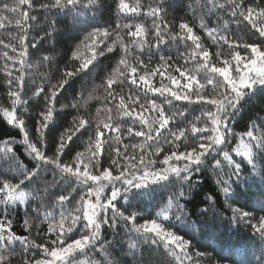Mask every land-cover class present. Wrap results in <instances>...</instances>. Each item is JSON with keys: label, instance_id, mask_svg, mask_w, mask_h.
Listing matches in <instances>:
<instances>
[{"label": "snow or ice", "instance_id": "6c2138e0", "mask_svg": "<svg viewBox=\"0 0 264 264\" xmlns=\"http://www.w3.org/2000/svg\"><path fill=\"white\" fill-rule=\"evenodd\" d=\"M96 2L45 0L38 8L46 12L72 13L77 17L85 10H91ZM115 3L116 28L94 27L76 45L70 61L81 60L79 53L82 46L89 49L92 56L82 60L75 68L66 67L61 79L52 84L49 90L45 91L41 85L33 93L39 96L43 92L46 103L36 122V141L29 138L24 119L17 115V107L26 103L21 93L26 86L28 69L32 67L29 49L37 46L35 39L29 40L30 22L36 20V16L30 13L36 11L37 5L32 0H14L11 4L0 5V29L16 28L15 34L8 33L11 37L9 40L0 38V71L6 77L4 84L9 101L8 105H0V114L8 124L20 127L23 140L19 143L25 146V152L34 161L33 167L28 168L17 158L10 140L0 144V152L3 153L0 160L7 163L9 173L15 172V178L10 179L0 169V204L4 206L0 211L4 217L0 219V264H11L10 253L18 242L24 246L22 264H118L110 258L109 251L115 246V241L105 240L102 229L107 226L115 230L121 222H124L128 237V251L133 256L141 251L142 246H147L153 252L162 249V254L171 258L166 264H205V260L200 258L206 257L207 253L196 248L192 239L185 238L171 223L179 221L184 226L187 222L188 212L181 201L199 183L194 176L211 164L226 203L234 192L232 185L239 186L245 163L251 166L253 178L260 175L264 183V166L257 172L258 157L264 165V115L251 120L244 132L235 133L230 127L231 119L242 107V101L256 93H264V40H232L226 31L227 23L220 28L209 27L202 22L201 29L217 46L213 59L188 21L181 19L177 25H173L166 15H162L165 11L164 0L147 5L140 0H115ZM205 7L209 12L213 9L227 11L237 24L246 22L245 27L254 30V35L258 33L259 37H264V0L249 3L245 0H207ZM141 15L152 19L150 29L136 22L133 30L132 22H119L121 18L135 21ZM121 28L128 30L127 35L131 38L128 42L117 31ZM113 33L115 39L104 44L105 39ZM169 37L185 43L191 41L192 46L181 54L184 63H175L173 57L161 55L160 63L153 67L151 56L162 51L161 45L167 43ZM220 41L228 46L227 55L222 54ZM117 42L121 51L100 85L104 89L105 104L97 108L94 126L88 117H73L71 125L49 143L45 130L50 131L52 104L59 92L70 78L87 71L97 57L113 52ZM102 44L104 47H101ZM132 47L138 52L130 62ZM145 48L149 51L147 62L140 55ZM240 48L244 49L243 54ZM152 49H156V52L153 53ZM43 60L48 61L50 57L44 56ZM190 61L195 62L194 68L188 66ZM201 73L203 78L198 79ZM157 76L158 82L153 83V78ZM125 84L129 85L126 95L120 87ZM114 85L117 87L114 88ZM208 85L212 86L210 92L206 90ZM156 96L162 99L152 98ZM176 101L184 105H199L200 116L189 127L175 125L177 113L169 115L165 109V105L176 107ZM178 114L185 116L184 111ZM125 118L131 123L125 125L122 122ZM189 131L193 137L191 146H188L186 135ZM86 134L88 141L85 150L71 155L69 145L75 142L74 138L79 139ZM135 138L142 139L124 143L126 139ZM234 138L238 143L229 150ZM181 142L185 145L182 150ZM114 144L117 145L115 148ZM165 145L169 147L166 149ZM105 154L111 160L109 167L100 165V157ZM234 156L241 160H236ZM225 164L231 169L227 178L223 174ZM47 173H51V181L44 179ZM173 176L179 187L155 217H146L143 222H138L137 218L142 213L129 211L128 207L122 210L117 206L120 198L127 202L134 190L161 182L171 183L170 177ZM42 180L46 195L50 188H63L67 184L74 185L73 191L79 186L81 194L75 208L66 210V202L72 198L71 192L67 195L53 193L54 206L59 208V219L53 213H45L42 222H47L48 228L44 235L50 238L37 243L35 239L30 240L28 236L13 231L9 209L23 205L27 212L30 207L28 201L37 197L25 189ZM109 186L110 195L102 200L101 193ZM93 196L95 200L91 199ZM227 207L232 213L231 220L249 228L264 244V215L256 217L250 211L231 204ZM261 210H264V202ZM201 211L206 215L209 209ZM24 227L26 231L32 227L27 218ZM234 247H239L238 242ZM32 248L37 252L28 256ZM90 252L99 253L103 260L81 259L88 257ZM211 260L209 257L207 264H211ZM217 264L220 262L217 261Z\"/></svg>", "mask_w": 264, "mask_h": 264}, {"label": "trees", "instance_id": "16d2710c", "mask_svg": "<svg viewBox=\"0 0 264 264\" xmlns=\"http://www.w3.org/2000/svg\"><path fill=\"white\" fill-rule=\"evenodd\" d=\"M14 0H0V5L3 3H13ZM37 5L35 12L30 14L36 16V20L30 22L32 27L29 29V40L35 39L37 46L30 48L29 61L32 65L28 69L26 79V86L22 91V98L26 103L17 107V115L22 116L25 121V126L28 131L29 138L33 141L37 140V134L35 131L37 119L40 118L39 114L45 110L46 103L44 100V93H40L39 96L34 95L38 87L41 85L45 91L49 90L52 84H56L61 79V75L66 67L75 68L82 60L88 59L92 56V52L89 49L81 47L79 53L81 60L70 61L72 51L75 50L76 45L83 40V37L94 27H109L116 28L117 13L115 0H97V2L91 6V10H85L82 14L74 17L72 13L65 12H46L38 8V5L45 2V0H32ZM133 2V0H128ZM142 4L155 3L157 0H140ZM217 2H223V0H217ZM246 3L253 2V0H245ZM207 0H164L165 11L162 15H166V19L170 24L177 25L181 19L189 22V25L193 27V32L200 36V42L209 50L212 54L211 58L214 59V53L217 51L216 44L212 39L201 29L200 25L203 22L209 27H220L227 23V33L232 40L239 41H259L264 40V37H259V34H253L254 30L246 28L244 23L237 24L235 18H233L227 11L223 9H213L211 12L205 7ZM26 7V6H25ZM12 15V14H9ZM53 22H55L53 24ZM121 24L132 22L133 30L136 22L143 23L147 28L152 27V19L148 16L141 15L136 17L135 21H130L128 18H121L119 21ZM120 36L125 42H128L131 38L127 35V29L117 30ZM9 32L15 34L16 28L9 27L8 29H0V38L9 40L11 37ZM50 33V35H49ZM234 34V35H233ZM151 38V37H149ZM115 39V33L112 36L105 39L104 44L111 43ZM104 44L101 47H104ZM221 52L223 55L228 54V46L220 41ZM191 41H185L180 39L168 38L167 43L161 45L162 51L159 54L151 56V65L154 67L160 63V56H171L175 63H184V58L181 54L185 53L190 48ZM120 44L116 43L113 52L105 53L104 56H99L93 60L89 65L87 71L81 72L79 75L73 76L69 79L68 84L64 85V88L59 92L55 102L52 104L53 116L49 121V129L45 130V136L49 143L52 140L58 138L59 134L72 123L73 117L85 116L94 121L97 116V108L102 107L105 104L104 89L100 87L104 77L111 71V67L116 63L120 54ZM131 56L129 57L132 62L138 52V49L132 47L130 49ZM243 54L244 49L240 48ZM155 53L156 49H152ZM145 62L149 60V51L145 48L144 52L140 54ZM44 56L50 57V60H43ZM189 67H195V62L190 61ZM178 75V74H177ZM203 78V73L197 77ZM6 77L2 71H0V105H8L7 89L5 88ZM159 77L153 78V83H157ZM114 88L117 85L113 86ZM123 88L125 95L128 92L129 85L125 84L120 86ZM211 85L207 86V91H211ZM153 99L160 100L162 98L156 96ZM77 107H73V105ZM176 107L170 108L165 105V109L168 110V114L173 112L177 113L175 117V125L180 127H189L191 122L196 117L200 116V107L196 104L184 105L183 102L176 101ZM184 111L185 116L180 117L179 112ZM112 115L115 117V111ZM264 115V93H256L253 96L246 97L245 101H242V107L239 112L236 113L234 118L230 121V127L235 133H241L247 130V126L251 120L256 117ZM125 125L131 123L126 118L122 121ZM174 125V126H175ZM114 135V134H113ZM188 137V146L193 143V137L191 133L186 134ZM142 138H135L133 140L126 139L124 143L135 142ZM10 140L13 143L14 150L17 153V158L28 168H32L34 161L25 152V146L19 141L23 140V133L20 131L19 126H13L7 123L0 114V144L3 141ZM74 143L69 145L71 149V155H75L78 151H84L88 141V135H84L79 139L74 138ZM238 143L236 138L233 139L232 144L229 146V150ZM117 145H113L115 148ZM107 147V145L105 146ZM166 149L168 145L164 146ZM185 145L181 142V150ZM67 151V149H66ZM51 153H49L50 155ZM3 153L0 152V156ZM163 153H161V156ZM236 160H241L240 157H235ZM111 160L107 154L100 157L101 167H109ZM264 166L260 158H257V172ZM245 171L239 181V186L232 185L234 190L231 199L227 200L224 193L217 186V175L212 171V165L209 164L207 168L201 173L194 176V180H198L199 183L194 187L192 192L181 203L186 205L188 212V219L184 226L180 225L179 221H171L175 228L179 230L180 234L185 235V238H191L193 244L200 251L207 253V256L200 258L205 260L212 258L211 264H264V244L261 243L259 238L253 235L249 228L243 224H237L231 220L232 213L227 207L231 204L233 207H241L245 211H250L254 216L259 217L264 215V210H261L262 202H264V183L261 182L260 175H256L253 178L251 166L245 163ZM0 169L4 173L9 175L10 179L15 178V172L9 173L8 165L4 160H0ZM217 169V173H219ZM231 169L224 166V176L227 178V173ZM44 179L51 181V173H47ZM235 180V176L232 177ZM169 182H161L159 184H152L148 188L141 190H134L130 194L127 202L123 198H120L116 203L122 210L125 207L130 208L129 211H137L143 215L138 217V222H143L146 217H155L156 213L161 208L167 205L169 198L173 192L179 187L175 181V177H170ZM67 184L63 188H50L48 194L44 193L43 180L37 184H32L26 188L25 191L31 193L37 197L29 201L30 207L27 212L22 207H17L12 211H9V218L12 220V229L18 235L28 236L29 239H35L37 243H43L50 237H46L44 233L47 231V222L45 220V213L50 212L55 214V218L59 219V208L54 206V195L68 194L71 192V197L66 202V210L74 209L81 194L79 186ZM111 186L106 188L101 193V199L110 195ZM95 197V196H93ZM212 197L211 200L208 198ZM214 205V207H209ZM3 205L0 204V211L3 209ZM208 208L209 211L205 215L202 213V209ZM3 215L0 214V219H3ZM29 219L32 225L31 229L26 231L24 227L25 219ZM168 223V222H165ZM103 236L105 240L115 241V246L110 248V258L118 264H166V261L171 260L170 257H166L162 254L163 250L159 252H153L142 246L141 251L133 256L127 248L126 229L124 228V222L115 229L104 226ZM238 242L239 247H234ZM37 249L32 248L28 256L31 253H36ZM24 246L19 242L14 246V251L10 253L11 264H22ZM222 258L223 260H221ZM83 260H103V257L99 253L88 254V257H81Z\"/></svg>", "mask_w": 264, "mask_h": 264}, {"label": "rangeland", "instance_id": "374dc122", "mask_svg": "<svg viewBox=\"0 0 264 264\" xmlns=\"http://www.w3.org/2000/svg\"><path fill=\"white\" fill-rule=\"evenodd\" d=\"M92 200H95V197H92L91 198ZM31 200V199H30ZM29 200V201H30ZM29 201H28V204H29ZM17 207H22L23 209H25V207L23 206V205H20V206H17ZM17 207H14V208H11V209H9V211H12L13 209H15V208H17Z\"/></svg>", "mask_w": 264, "mask_h": 264}]
</instances>
